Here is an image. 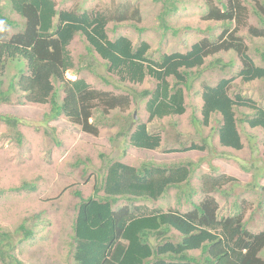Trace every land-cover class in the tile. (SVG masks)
Returning <instances> with one entry per match:
<instances>
[{
	"label": "trees",
	"instance_id": "trees-1",
	"mask_svg": "<svg viewBox=\"0 0 264 264\" xmlns=\"http://www.w3.org/2000/svg\"><path fill=\"white\" fill-rule=\"evenodd\" d=\"M6 1L22 24L5 16L0 8V19L17 30L7 40H0V77L9 65L17 70L7 90L0 87V101L12 103L13 97H18V103L49 105L47 121L65 117L84 133L94 136L99 135L102 125L121 126L118 135L125 136L131 147L156 151L162 145V136L151 133L146 122L127 119L132 104L128 95L92 87L84 77L75 80L66 77L67 72L76 73L77 69L70 49L75 39L82 41L88 55L101 59V69L112 79V82L103 79L105 85L131 87L143 85L146 79L154 81V89L142 93L148 98L149 123L184 115L185 92L192 71L203 67L207 58L232 51L240 68L215 86L203 84L199 122L209 126L213 116L218 115L219 144L237 151L244 148L239 125L264 132V107L240 93L231 94L232 83L238 79L246 84L264 80V51L260 53L261 64H257L240 36L254 19L257 26L251 25L248 34L251 38L264 39V0H200L206 5L202 19L218 24L222 32L209 27L207 36L190 48L187 46L186 52L162 54L159 59L149 56L147 42L135 47L126 36H109L110 26L115 32L126 22L140 21L138 9L130 12L125 6L123 11L103 13L76 4L69 10H58L55 0ZM156 1L162 3L159 17L168 30L166 21L177 11L179 0ZM176 34L179 33L175 31ZM216 63L222 65L226 75L233 65L220 59ZM0 121L16 131L19 142L22 140L18 118L0 115ZM189 150L204 148L191 144L181 152ZM192 172L191 162L178 165L144 162L137 167L111 161L102 186L95 189L96 193L103 192L100 198L84 199L79 191L75 192L79 204L71 237V264H264L259 256L264 250V230L251 232L239 214L220 218L219 204L213 197H207L201 204L191 202L193 209L186 213L134 204L140 200L158 201L170 189L188 184ZM207 181L208 192L220 190L234 179L222 175ZM260 190L264 203V186ZM122 201L125 204L114 209ZM20 229L27 230L29 239L31 230L24 224ZM153 240L157 242L155 245ZM12 241L9 232L0 230L1 261L9 259L23 264L12 254L15 248ZM196 251L200 254L193 256Z\"/></svg>",
	"mask_w": 264,
	"mask_h": 264
},
{
	"label": "rangeland",
	"instance_id": "rangeland-1",
	"mask_svg": "<svg viewBox=\"0 0 264 264\" xmlns=\"http://www.w3.org/2000/svg\"><path fill=\"white\" fill-rule=\"evenodd\" d=\"M55 2L58 10H69L75 4L85 10L103 13L123 11L125 6H128L130 12L138 9L140 21L134 19L126 22L118 26L115 32L111 31L110 26L109 36H126L135 47L147 42L150 46L149 56L154 59H159L162 54L186 52L187 46L190 48L207 36L209 27L222 32L218 24L202 19L206 5L200 0H179L177 11L166 21L168 30L162 26L159 17L162 3L156 0ZM0 8L5 16L22 24V19L10 10L6 0H0ZM253 20L249 21L240 36L248 46L250 56L257 64H261L260 53L264 51V39L251 38L248 34L251 25L257 26L256 20ZM175 31L179 34L175 35ZM16 32L15 28L0 19V40H7ZM84 46L78 37L71 45L76 67L81 72L77 69L76 73L69 71L66 77L70 80L84 77L92 87L128 95L132 104L126 114L127 119L134 123L146 122L151 133L161 134L162 145L156 151H140L131 147L125 136L118 135L121 126L102 125L99 127V135L94 136L84 133L65 117L47 121L49 105L18 103V97H13L12 103L0 101V115L18 118V131L22 134L19 142L16 131L10 130L6 123L0 121V230L12 235L15 247L12 254L23 264H71V237L74 234L76 206L79 204L75 192L79 191L84 199L100 198L103 192L96 193L95 189L102 186L107 165L111 161H122L137 167L144 162L159 165L191 162L193 172L188 184L170 189L154 203L140 200L134 204L149 209L186 213L193 209L191 202L201 204L210 196L219 204L220 218L239 214L243 216L248 230L254 233L263 231L264 203L260 187L264 186V132L250 129L245 124L239 125L244 148L237 151L219 144L218 115L213 116L209 126L199 122L203 84L215 86L222 78L232 77L240 68L236 54L230 51L209 57L203 67L192 71L185 92L184 115L149 123L146 111L148 98L143 97L142 93L153 90L154 81L146 79L143 85L131 87H115L111 83L105 85L103 79L110 82L112 79L105 69H101V59L96 55H88ZM219 59L223 63H233L227 75L222 65H217L216 60ZM16 73L14 65H9L5 75L0 77L2 91L7 90ZM117 87L121 88L116 90ZM238 93L264 107V80L246 84L238 79L232 83L231 94ZM191 144L202 146L204 150L181 152ZM222 175L232 177L234 181L227 182L220 190L207 192L210 187L207 180ZM124 204L122 201L114 209ZM22 224L31 230L29 239L26 238L27 230L20 229ZM152 243L155 245L157 242L153 240ZM199 254V251L192 253L193 256ZM259 256L264 260V250ZM0 264L19 263L9 259L3 262L0 258Z\"/></svg>",
	"mask_w": 264,
	"mask_h": 264
},
{
	"label": "water",
	"instance_id": "water-1",
	"mask_svg": "<svg viewBox=\"0 0 264 264\" xmlns=\"http://www.w3.org/2000/svg\"><path fill=\"white\" fill-rule=\"evenodd\" d=\"M135 118H136V116H135Z\"/></svg>",
	"mask_w": 264,
	"mask_h": 264
},
{
	"label": "clouds",
	"instance_id": "clouds-1",
	"mask_svg": "<svg viewBox=\"0 0 264 264\" xmlns=\"http://www.w3.org/2000/svg\"><path fill=\"white\" fill-rule=\"evenodd\" d=\"M176 233V232H175Z\"/></svg>",
	"mask_w": 264,
	"mask_h": 264
}]
</instances>
